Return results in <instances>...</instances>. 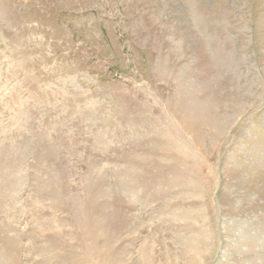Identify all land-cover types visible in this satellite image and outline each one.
I'll return each instance as SVG.
<instances>
[{"label":"rangeland","instance_id":"374dc122","mask_svg":"<svg viewBox=\"0 0 264 264\" xmlns=\"http://www.w3.org/2000/svg\"><path fill=\"white\" fill-rule=\"evenodd\" d=\"M0 264H264V0H0Z\"/></svg>","mask_w":264,"mask_h":264},{"label":"bare ground","instance_id":"6f19581e","mask_svg":"<svg viewBox=\"0 0 264 264\" xmlns=\"http://www.w3.org/2000/svg\"><path fill=\"white\" fill-rule=\"evenodd\" d=\"M258 236H259V235H258ZM258 236H257V237H258ZM244 241H245V240H244ZM260 257H262V256H260ZM258 258H259V257H258ZM254 260H255V259H254Z\"/></svg>","mask_w":264,"mask_h":264}]
</instances>
